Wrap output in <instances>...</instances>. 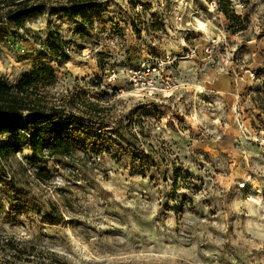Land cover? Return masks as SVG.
I'll return each instance as SVG.
<instances>
[{"label": "rangeland", "instance_id": "1", "mask_svg": "<svg viewBox=\"0 0 264 264\" xmlns=\"http://www.w3.org/2000/svg\"><path fill=\"white\" fill-rule=\"evenodd\" d=\"M38 1L0 22V73L52 66L78 125L64 158L22 131L0 152V264H264V0H234L235 33L216 1ZM152 61L158 92L132 95L127 71Z\"/></svg>", "mask_w": 264, "mask_h": 264}, {"label": "trees", "instance_id": "2", "mask_svg": "<svg viewBox=\"0 0 264 264\" xmlns=\"http://www.w3.org/2000/svg\"><path fill=\"white\" fill-rule=\"evenodd\" d=\"M50 1L58 2L65 10L72 11L83 10L96 3L95 0ZM207 1H216L219 11L235 26L234 33L247 28V23H244L245 21L233 8L234 0ZM40 6L42 5L38 0H0V22L9 21L16 28H20L26 18L40 12ZM2 32L0 27V41L4 39ZM50 46L51 56L59 60L61 65L63 62L59 54L64 52L63 46L57 42H52ZM65 56L69 59L68 55ZM56 82V71L48 64H41L32 71L23 73L15 83H11L0 73V152L3 156H6L5 150L17 131L26 132L28 143L36 155H39L38 150L42 146L49 150L46 154L51 157L64 158L69 154L70 138L67 141L68 137L64 132L67 126L77 131L78 124L73 121L65 123L62 118L66 114V106L58 105L49 97L47 89L54 86ZM83 93L85 95L86 92ZM82 99L85 100L84 97ZM86 104L90 108L89 111L93 113L102 111L91 102ZM44 133L52 134L50 139L44 141ZM73 139L71 137V140ZM54 213L53 209L51 214L47 215L49 221L53 225L62 224L63 217L60 215L56 218L57 215Z\"/></svg>", "mask_w": 264, "mask_h": 264}, {"label": "built area", "instance_id": "3", "mask_svg": "<svg viewBox=\"0 0 264 264\" xmlns=\"http://www.w3.org/2000/svg\"><path fill=\"white\" fill-rule=\"evenodd\" d=\"M215 45L207 47V53L215 52ZM131 94L142 98L150 99L158 92V78L162 77V69L157 62L142 63L133 66L127 71ZM122 91V89H120Z\"/></svg>", "mask_w": 264, "mask_h": 264}, {"label": "crops", "instance_id": "4", "mask_svg": "<svg viewBox=\"0 0 264 264\" xmlns=\"http://www.w3.org/2000/svg\"><path fill=\"white\" fill-rule=\"evenodd\" d=\"M227 79V78H226ZM226 79H223V82H222V90L224 89L225 91H229V92H236V90H237V87H236V85H235V82L234 81H232V88H230V85H229V83H227V80ZM228 84V85H227Z\"/></svg>", "mask_w": 264, "mask_h": 264}, {"label": "bare ground", "instance_id": "5", "mask_svg": "<svg viewBox=\"0 0 264 264\" xmlns=\"http://www.w3.org/2000/svg\"><path fill=\"white\" fill-rule=\"evenodd\" d=\"M203 25V24H202ZM204 27H206L205 25H203Z\"/></svg>", "mask_w": 264, "mask_h": 264}]
</instances>
